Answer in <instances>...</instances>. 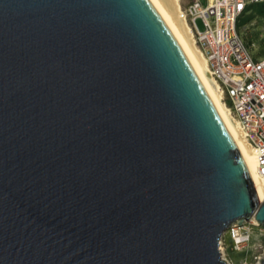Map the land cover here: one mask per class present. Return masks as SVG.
I'll return each mask as SVG.
<instances>
[{
  "label": "water",
  "instance_id": "95a60500",
  "mask_svg": "<svg viewBox=\"0 0 264 264\" xmlns=\"http://www.w3.org/2000/svg\"><path fill=\"white\" fill-rule=\"evenodd\" d=\"M252 216L241 148L148 0H0V264H227L219 236Z\"/></svg>",
  "mask_w": 264,
  "mask_h": 264
},
{
  "label": "built area",
  "instance_id": "2783aa9c",
  "mask_svg": "<svg viewBox=\"0 0 264 264\" xmlns=\"http://www.w3.org/2000/svg\"><path fill=\"white\" fill-rule=\"evenodd\" d=\"M262 3L264 0H191L180 7V17L189 25L221 100L252 149L257 174L264 181V58L253 57L237 29L239 18L252 5ZM197 19H201L202 29ZM249 224L233 223L219 236L218 249L227 264H234L225 253L229 242L235 251L250 247ZM240 264H248V260L242 259Z\"/></svg>",
  "mask_w": 264,
  "mask_h": 264
},
{
  "label": "bare ground",
  "instance_id": "6f19581e",
  "mask_svg": "<svg viewBox=\"0 0 264 264\" xmlns=\"http://www.w3.org/2000/svg\"><path fill=\"white\" fill-rule=\"evenodd\" d=\"M148 1L174 38L191 69H193L198 75L202 85L207 90L228 129L235 136L248 163L256 197L258 201L261 202L264 200V181H262L257 174L253 151L245 142L240 128L230 114L227 106H225L221 100L220 91L208 71L203 53L194 42L189 25L180 17V0ZM247 222L259 225L253 216Z\"/></svg>",
  "mask_w": 264,
  "mask_h": 264
},
{
  "label": "rangeland",
  "instance_id": "374dc122",
  "mask_svg": "<svg viewBox=\"0 0 264 264\" xmlns=\"http://www.w3.org/2000/svg\"><path fill=\"white\" fill-rule=\"evenodd\" d=\"M187 1H180V7ZM199 29L203 28L201 19L196 20ZM241 37L254 58H264V3L254 4L242 15L237 24ZM252 230L250 247L244 251H235L227 246L225 253L234 264H240L242 259L248 260V264H260L264 259V226L249 224ZM254 256L259 259H254Z\"/></svg>",
  "mask_w": 264,
  "mask_h": 264
},
{
  "label": "crops",
  "instance_id": "0c3cea01",
  "mask_svg": "<svg viewBox=\"0 0 264 264\" xmlns=\"http://www.w3.org/2000/svg\"><path fill=\"white\" fill-rule=\"evenodd\" d=\"M180 1H187V2L185 3V4H187V3L190 2L191 0H180ZM185 4H184V5H185Z\"/></svg>",
  "mask_w": 264,
  "mask_h": 264
}]
</instances>
